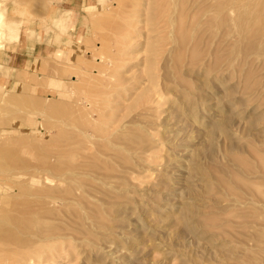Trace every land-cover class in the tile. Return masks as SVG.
<instances>
[{
  "label": "rangeland",
  "instance_id": "rangeland-1",
  "mask_svg": "<svg viewBox=\"0 0 264 264\" xmlns=\"http://www.w3.org/2000/svg\"><path fill=\"white\" fill-rule=\"evenodd\" d=\"M13 1L0 0V11L5 14L0 20V264H264V47L260 41L255 39L254 45L249 39L257 32L258 16L264 17V3L257 0L262 4L261 14L260 4L251 2L254 7L258 4L255 14L253 9L250 12L253 6L249 7V0H232L231 10L236 11H228L233 21L232 45L220 43L226 44L224 50L219 44L217 62L208 53L210 45L201 53L206 45L202 41L196 49L192 41H199L208 24L222 17L223 11H215L222 0H193V6L185 8L182 3L189 0ZM241 6L250 11L245 15ZM62 11L69 12V21L68 28L61 31L54 19ZM255 15L258 20L253 21ZM251 23L254 31L248 29ZM259 23L261 20L260 28L264 21L261 26ZM219 25L217 32L222 35L224 26ZM245 27L247 30L242 29ZM247 31L254 33L247 36ZM183 37L187 44L181 41ZM229 46L231 51L227 52ZM190 47L199 51L191 54V60L189 54L194 49ZM182 51L188 63L184 57L180 56L182 61L177 57ZM58 52L63 53L62 58ZM198 53L206 61L198 59ZM221 55L228 60L223 62ZM173 59L175 64L180 60L183 69L181 65L174 68ZM83 127H88L86 140L90 144L87 153L82 144L78 146L84 151L80 155L97 166L102 165L100 151H105L101 149L105 139L127 129L133 134L130 139L135 141V151L120 146L124 161L108 171L119 179L112 183L96 180V184L84 187V176L79 174V187L83 188L71 184L69 178L76 175L74 164L83 161V157H72V138L81 140ZM134 135L137 138L133 139ZM240 159L254 170L249 181L248 175L240 172ZM211 170H223L229 176L221 173L219 177L220 172L213 175ZM238 173L254 186L253 193H243L247 204L236 202L235 193L231 195L235 188L230 186V174ZM47 175L51 180L45 178ZM222 176L230 184L226 186L231 196L226 189L221 190L224 186L218 187ZM70 192L72 200L68 202ZM53 193L68 197L61 195L62 203L51 204L47 196ZM79 195L85 196L84 201ZM52 225L47 232L56 233L52 240L57 241L36 239L44 234L43 227ZM40 231L44 232L40 235Z\"/></svg>",
  "mask_w": 264,
  "mask_h": 264
},
{
  "label": "bare ground",
  "instance_id": "bare-ground-1",
  "mask_svg": "<svg viewBox=\"0 0 264 264\" xmlns=\"http://www.w3.org/2000/svg\"><path fill=\"white\" fill-rule=\"evenodd\" d=\"M9 1V0H8ZM16 1V0H15ZM15 1H13L14 2V4H15ZM104 1V0H103ZM103 1H101V2H103ZM158 1H160V0H158ZM186 1V0H185ZM195 1H198V0H195ZM220 0H218V2H219ZM238 1V0H237ZM250 1V3L253 1V0H249ZM257 1V0H256ZM19 2V1H18ZM20 2H21V0H20ZM24 2V1H23ZM193 2V0H191V2H190V0L189 1H187L186 3L183 1V8H185L186 6H188V5H190L191 4V6H193V4L195 3H192ZM216 2H217V0H216ZM217 2V3H218ZM239 2H242L241 4H244V2L243 1H239ZM238 2V3H239ZM261 2H263L264 3V1L263 0H261ZM17 3V2H16ZM220 4H217L216 5V7L215 8H217V10H215V11H217V12H221V11H223V13L224 14H221L222 15V17L220 18V19H215L214 21H212V22H210L207 26H208V28L207 29H205V31H203L201 34H199V33H197V34H199V36L200 37H198V39H199V41H195V42H193L191 39H188V40H191L192 41V43H193V45L192 46H195L196 47V49H197V47H198V45H200L201 44V42L202 43H204V45H206L204 48H201V46H200V48L201 49H203V50H200V52L202 53L203 51L204 52H206L207 50H208V53H209V55H212L213 57H215V61H217L218 62V58L220 57L219 55V52H220V45L222 46V44H220V43H222V42H226L227 44H228V42H230L231 41V39H232V30H231V24H232V18L230 17V14L231 13H229L228 11L230 10L231 12L233 11V12H235L236 13V11H234L235 9H233V10H231V6L233 5L232 4V0H222V1H220L219 2ZM234 3V2H233ZM247 3V5L249 4V2L247 1L246 2ZM252 3H256L255 2V0H254V2H252ZM251 3V5L249 6V7H252L253 6V8H246V6H245V8H246V12H247V10L248 11H250V12H252V9L254 10V9H256L257 8V5L258 4H260V2L258 3V1H257V5H255V7H254V5ZM120 4V3H119ZM118 4V5H119ZM160 4V3H159ZM216 4V3H215ZM240 4V5H241ZM121 5H122V3H121ZM120 5V6H121ZM239 5V6H240ZM108 6V5H107ZM181 6V5H180ZM243 6V5H242ZM241 6V7H242ZM181 7V8H182ZM207 7H209V6H207ZM212 7V6H211ZM233 7V6H232ZM244 7V6H243ZM243 7H242V10H243ZM264 7V6H263ZM259 9L260 8H262V4H260L259 5V7H258ZM257 8V9H258ZM16 9V8H15ZM160 9V8H159ZM190 10H191V8H189ZM188 9V10H189ZM241 9V8H240ZM256 9V10H257ZM264 9V8H263ZM49 10V9H48ZM71 10V9H70ZM152 10V9H151ZM181 10V9H180ZM183 10V13H184V11H185V9H182ZM212 10V9H211ZM262 9H260V10H258L259 12L261 11ZM59 11H60V9H59ZM239 11V10H238ZM244 11V10H243ZM257 11V12H258ZM264 11V10H263ZM262 11V12H263ZM245 12V11H244ZM246 12H245V15H246ZM250 12L248 13V15L250 14ZM259 12H258V15H259ZM262 12H260L261 14H262ZM187 13V12H186ZM216 13V12H215ZM215 13H213V14H215ZM253 13H255V14H257L256 13V11L254 10V12ZM252 13V14H253ZM264 13V12H263ZM59 14V13H58ZM130 14V13H129ZM195 14V13H194ZM202 14V13H201ZM217 14V13H216ZM234 14V13H233ZM252 14H250L249 16H251L252 17ZM92 15V14H91ZM182 15V14H181ZM180 15V16H181ZM217 15H219V14H217ZM217 15H215V16H217ZM220 15V16H221ZM232 15V14H231ZM238 15V14H237ZM241 15V14H240ZM244 15V14H243ZM257 15V16H258ZM93 16V15H92ZM129 16V15H128ZM192 16V15H191ZM214 15H213V17H215ZM254 16V15H253ZM256 15H255V18L253 19V21H256L255 19H257L258 20V18H256L257 17ZM262 16H264V15H262ZM130 17V16H129ZM174 17V16H173ZM196 17V16H195ZM195 17H193L192 19H195ZM211 17V16H210ZM247 18H249L248 16H246ZM245 17V18H246ZM258 17H260V19L258 20V21H256L255 23L257 24V28H256V30L254 29V25H253V23H251V24H249V28L248 29H250V30H255V31H257L256 33H254V32H251L250 31V33L251 34H249V32L247 31V36H252V33H254L253 34V37H254V39H253V37L251 38H249V39H252L253 41V44L255 43L254 42V40L256 39L257 41H260L261 42V44L263 45V47H264V23L262 24V22L264 21L263 19H264V17H262L261 18V16H258ZM4 18H5V14L3 13V12H1L0 11V20H4ZM179 18V17H178ZM180 19V18H179ZM184 19V18H183ZM208 19H210V18H208ZM237 19V18H236ZM45 20V19H44ZM55 21H54V25L59 29V30H65L66 28H68V21H69V12H61L58 16L56 15V17H55V19H54ZM261 20V24L263 25V26H261V24H260V28L258 27V22ZM263 20V21H262ZM23 21V20H22ZM179 21V20H178ZM192 21V20H191ZM194 21V20H193ZM193 21H192V23H193ZM232 21V22H231ZM241 21V20H240ZM125 22V21H124ZM185 22V21H184ZM195 22V21H194ZM197 22V21H196ZM207 22V21H206ZM209 22V21H208ZM207 22V23H208ZM17 23V22H16ZM71 23V22H70ZM154 23V22H153ZM172 23V22H171ZM170 23V24H171ZM191 23V24H192ZM204 23V22H203ZM202 23V24H203ZM220 23H222V25L224 26V28H223V30H222V35L219 33V32H217L221 27V25H219ZM231 23V24H230ZM249 23H250V19H249ZM254 23V24H255ZM1 24H3V23H1ZM0 24V25H1ZM11 24V23H10ZM15 24V23H14ZM242 24H243V21H242ZM255 24V25H256ZM16 25V24H15ZM196 25V24H195ZM17 26V25H16ZM150 26V25H149ZM181 26V25H180ZM206 26V25H205ZM204 26V27H205ZM206 26V27H207ZM242 26H245V24L244 25H242ZM172 27V26H171ZM195 27V26H194ZM203 27V26H202ZM246 27H248V26H246ZM246 27L245 28H242V29H245V30H247L246 29ZM253 29H252V28ZM256 27V26H255ZM191 28V27H190ZM197 27H195V29H196ZM259 28V29H258ZM184 29V28H183ZM234 29V28H233ZM258 29V30H257ZM189 30V29H188ZM244 30V31H245ZM179 31H180V29H179ZM178 31V32H179ZM243 31V32H244ZM44 33V32H43ZM191 33V32H190ZM181 34V33H180ZM249 34V35H248ZM121 35V34H120ZM188 35V34H187ZM244 35H245V32H244ZM174 36V35H173ZM181 36V35H180ZM184 36L186 37V33L184 34ZM246 36V37H247ZM189 37V36H188ZM235 37H237V36H235ZM242 37V36H241ZM244 37V36H243ZM256 37V38H255ZM18 38V37H17ZM195 38H197L196 37V34H195ZM161 40V39H160ZM186 40V38H184L183 37V40H181L182 42H185V44H187L186 42H188V41H185ZM196 40V39H195ZM243 40V39H242ZM68 41H69V39H68ZM191 41H190V44H191ZM256 41V42H257ZM198 42V44H195V43H197ZM205 42H206V44H205ZM242 42V41H241ZM247 42H249V41H247ZM252 42H251V44H252ZM65 43V42H64ZM181 43V42H180ZM240 43V42H239ZM244 43H245V41H244ZM190 44L188 43V45L190 46ZM220 44V45H219ZM229 44H231L232 45V43L230 42ZM256 44V43H255ZM254 44V45H255ZM261 44L259 43V45H258V43H257V45H258V47L259 46H261ZM207 45H210V47L206 50V47H207ZM219 45V46H218ZM234 45V44H233ZM180 46H181V44H180ZM189 46H186V47H189ZM223 46H224V48H223ZM222 46V49H224L225 50V47H226V44L225 45H223ZM252 47H254L253 45H251ZM124 47V46H123ZM182 47V46H181ZM258 47H256V48H258ZM191 49H194V47H190ZM199 48V49H200ZM231 48H232V46H231ZM181 49V48H180ZM191 49L189 50V52L191 51ZM222 49H221V51H222ZM253 49H255V48H253ZM263 49V48H262ZM177 50V49H176ZM183 50V49H182ZM187 50V49H186ZM188 50H187V52H188ZM206 50V51H205ZM227 52L230 50L231 51V49H230V46L229 47H227ZM178 51V50H177ZM195 51H197V50H192V53H188L190 56H191V58H190V60L192 59V56L193 55H191V54H193V53H196ZM261 51V50H260ZM197 52H199V51H197ZM264 52V51H263ZM183 53V54H182ZM121 54V53H120ZM178 54V53H177ZM181 54V55H180ZM177 57H179V59L182 61V59H183V57H184V60H186L187 58H185V55H184V51H182L181 53H180ZM205 54V53H204ZM221 54H224L223 53V51L221 52ZM228 54H230V53H228ZM103 55V54H102ZM195 55H197V58L199 57L200 59H202V61H206L204 58V56H202V57H204V58H201V56H199V53L198 54H195ZM207 55V54H206ZM57 56L58 57H60V58H62L63 57V53H61L60 54V52H58L57 53ZM93 56V55H92ZM166 56V55H165ZM180 56H182L181 58H180ZM187 56V55H186ZM208 56V55H207ZM206 56V57H207ZM219 56V57H218ZM222 56V58H223V55H221ZM248 56V55H247ZM118 57V56H117ZM173 57H175V56H173ZM230 57V56H229ZM228 56L226 57V58H229ZM44 58V57H43ZM196 58V57H195ZM198 58V59H199ZM222 58H220V60H219V62H221V59ZM225 58V57H224ZM222 59L223 60V62H224V60L225 59ZM97 59V58H96ZM113 59V58H112ZM175 59H177V58H175ZM189 59V58H188ZM186 60V62L187 61H189V60ZM196 60V61H198L199 62V60ZM204 59V60H203ZM213 59V58H212ZM103 60V59H102ZM109 60V59H108ZM179 60V61H180ZM195 60V59H194ZM207 60H208V57H207ZM226 60H228V59H226ZM225 60V61H226ZM230 60V59H229ZM173 61H175L174 59L172 60V62ZM178 61V62H179ZM254 61V60H253ZM45 62V61H44ZM105 62V61H104ZM103 62V63H104ZM107 62V61H106ZM116 62V61H115ZM178 62H177V60H176V64H175V62H173L174 64L173 65H176V67L175 66H173L174 68H179L180 67V65L182 64V63H180L179 65H178ZM185 62V61H184ZM192 62V61H191ZM191 62H189V66H190V64H191ZM208 62V61H207ZM231 62V61H230ZM252 62V61H251ZM47 63V62H46ZM101 63V62H100ZM110 64H112L113 65V60H111L110 59V62H109ZM188 63V62H187ZM211 63H212V60H211ZM226 63V62H225ZM253 63V62H252ZM47 64H49V63H47ZM81 64V63H80ZM116 64V63H115ZM169 64V63H168ZM197 64V63H196ZM199 64H201V63H198L197 65H199ZM45 65V64H44ZM58 65V64H57ZM182 65H184V64H182ZM182 65H181V69H183V67H182ZM202 65V64H201ZM212 65H213V68H214V61H213V63H212ZM211 65V66H212ZM227 65H229V67H230V65H231V63H229V64H227ZM243 65V64H242ZM263 65V64H262ZM48 66V65H47ZM51 66V65H50ZM65 66V65H64ZM107 66V65H106ZM116 66V65H115ZM185 66H187V65H185ZM204 66V65H203ZM218 66H219V64H218ZM232 66V65H231ZM239 66V65H238ZM244 66V65H243ZM114 67V66H113ZM194 67V66H193ZM192 67V68H193ZM224 67V66H223ZM226 67V66H225ZM228 67V66H227ZM262 67V66H261ZM108 68V67H107ZM184 68H186V67H184ZM195 68V67H194ZM212 68V67H211ZM216 68V67H215ZM220 68V67H219ZM240 68H242V67H240ZM249 68V67H248ZM170 69H173V68H170ZM181 69H180V72H181ZM198 69V68H197ZM221 69H222V67H221ZM227 69V68H226ZM225 69V70H226ZM246 69V68H245ZM244 69V70H245ZM51 70H53V69H51ZM107 70V69H106ZM105 70V71H106ZM113 70V69H112ZM111 70V71H112ZM169 70V69H168ZM177 70H179V69H177ZM177 70H176V72H177ZM188 70V69H187ZM215 70V69H214ZM217 70V69H216ZM224 70V69H223ZM228 70V69H227ZM226 70V71H227ZM229 70H230V68H229ZM247 70H249V69H247ZM46 71V70H45ZM54 71V70H53ZM52 71V72H53ZM110 71V70H109ZM183 71V70H182ZM194 71V69H192V72ZM207 71V70H206ZM212 71V73H213V70H211ZM256 71V70H255ZM259 71H260V69H259ZM51 72V71H50ZM113 72V71H112ZM170 72V71H169ZM187 72H189V71H187ZM217 72V71H216ZM219 72V71H218ZM258 72V71H257ZM54 73V72H53ZM107 73V72H106ZM177 73H179V71L177 72ZM182 73V72H181ZM181 73H179V75L181 76L182 74ZM211 73V72H210ZM248 73V72H247ZM246 73V75H248ZM28 74V73H27ZM57 74H59L58 72H57ZM56 73H54V75H57ZM114 74V73H113ZM174 74H176V73H174ZM208 74V73H207ZM214 74V73H213ZM217 74V73H216ZM254 74H256V73H254ZM104 75V74H103ZM177 75V74H176ZM210 75V74H209ZM231 75V74H230ZM245 75V76H246ZM57 76H60V74L59 75H57ZM76 76V75H75ZM98 76V75H97ZM96 76V77H97ZM167 76V75H166ZM178 76V75H177ZM176 76V77H177ZM179 76V78H181L182 79V76L180 77ZM245 76H244V79H245V81H247V79H248V76H246L247 77V79L245 78ZM28 77V76H27ZM107 77V76H106ZM110 77H112V75L111 74H109V78ZM213 77V76H212ZM250 77V76H249ZM169 78V77H168ZM178 77L177 78H175L176 80L177 79H179ZM95 79V78H94ZM112 79V78H111ZM170 80V79H169ZM180 80V79H179ZM183 80V79H182ZM182 80H180V81H182ZM80 81V80H79ZM208 81V80H207ZM169 82V81H168ZM212 82V81H211ZM215 82V81H214ZM82 83V82H81ZM181 83H183V82H181ZM186 82L184 81V83L183 84H185ZM190 83V82H189ZM188 83V84H189ZM205 83V82H204ZM244 82H242V84H243ZM85 84V83H84ZM178 84V83H177ZM187 84V85H188ZM194 84V83H193ZM201 84H203V83H201ZM215 84V83H214ZM178 85H180V84H178ZM182 85V84H181ZM190 85V84H189ZM196 85V84H195ZM198 85V84H197ZM184 86V85H183ZM189 87V86H188ZM164 88V87H163ZM162 88V89H163ZM166 88V87H165ZM185 88H186V86H185ZM169 89V88H168ZM167 89V90H168ZM174 89V88H173ZM177 89V88H176ZM184 89V88H183ZM182 89V90H183ZM171 91L173 92L174 90H172L171 89ZM146 92V91H145ZM148 93H150L151 94V92H148ZM174 93V92H173ZM209 93V92H208ZM166 94V93H165ZM164 94V95H165ZM181 94V93H180ZM196 94V93H195ZM88 95V94H87ZM156 94H154V96H155ZM159 95V94H158ZM163 95V96H164ZM76 96V95H75ZM95 96V95H94ZM92 98H93V96H91ZM140 97V96H139ZM144 97V96H143ZM167 97V96H166ZM192 97V96H191ZM89 98V97H88ZM92 98H89V99H92ZM145 98V97H144ZM141 99V98H140ZM146 99V98H145ZM149 99V98H148ZM97 100V99H96ZM147 100V99H146ZM190 100V99H189ZM192 100V99H191ZM98 101V100H97ZM193 101V100H192ZM191 101V102H192ZM211 101V100H210ZM82 102V101H81ZM84 102V101H83ZM99 102V101H98ZM144 102V101H143ZM87 103V102H86ZM185 103V102H184ZM52 104V103H51ZM83 104V103H82ZM197 104V103H196ZM201 104V103H200ZM47 105V104H46ZM89 105V104H88ZM141 105V104H140ZM76 106H78V105H76ZM95 106V105H94ZM98 106V105H97ZM101 106V105H100ZM193 107H194V105H192ZM54 107V106H53ZM90 107V106H89ZM88 107V108H89ZM91 107H93V106H91ZM91 107H90V109H91ZM196 107V106H195ZM200 107V106H199ZM72 108V107H71ZM85 108H86V106H85ZM191 108V107H190ZM94 109V108H93ZM99 109V108H98ZM154 109V108H153ZM200 109H202V108H200ZM43 110V109H42ZM52 110V109H51ZM58 110V109H57ZM81 110V109H80ZM92 110V109H91ZM103 110V109H102ZM193 109H191V111H192ZM197 110V109H196ZM54 111V110H53ZM145 111V110H144ZM209 111V110H208ZM56 112V111H55ZM77 112V111H76ZM96 112V111H95ZM99 112H101V111H99ZM141 112V111H140ZM81 113V112H80ZM138 113V112H137ZM195 113V112H194ZM36 114V113H35ZM47 114V113H46ZM84 114V113H83ZM92 113H90V115H91ZM59 115V114H58ZM95 115V114H94ZM140 115V114H139ZM195 115V114H194ZM85 117V116H84ZM134 117V116H133ZM136 117H138L139 118V116H135V118ZM85 119V118H84ZM134 119V118H133ZM137 119V118H136ZM29 120V119H28ZM27 120V121H28ZM66 120V119H65ZM86 120V122H87V119H85ZM84 120V121H85ZM89 120V119H88ZM26 121V120H25ZM26 121V122H27ZM30 121H32L31 119H30ZM43 121V120H42ZM59 121V120H58ZM92 121V120H91ZM94 121V120H93ZM81 122H83V120L81 121ZM86 122H84V123H86ZM90 121H88L87 123H89ZM97 122V121H96ZM134 122V121H133ZM29 123V122H28ZM84 123H80L81 125H83ZM86 123V124H87ZM92 122H90L89 124H91ZM100 123V122H99ZM210 123H211V121H210ZM79 124V125H80ZM96 124H98V123H96ZM101 124V123H100ZM99 124V125H100ZM30 125V124H29ZM63 125V124H62ZM92 125H93V123H92ZM94 125H95V121H94ZM83 126H85V125H83ZM97 126V125H96ZM95 126V127H96ZM136 126V125H135ZM33 127V126H32ZM79 127H81V126H79ZM93 127V126H92ZM123 127V126H122ZM169 127H170V125H169ZM90 128V127H89ZM131 128V127H130ZM135 128V127H134ZM43 129V128H42ZM149 129H150V127H149ZM170 129V128H169ZM172 129V128H171ZM46 130V129H45ZM78 130H79V128H78ZM97 130H99V126L97 127ZM96 130V128H94V130L93 131H97ZM125 130V129H124ZM124 130H122V131H124ZM167 130V129H166ZM173 130V129H172ZM172 130H171V132H172ZM50 131V130H49ZM82 132H83V138L80 140L79 138H75V137H73L72 138V140H74V143H73V148H75V151H73V153H72V157H74V159H77L78 158V156H80L81 158H82V160L81 159H79V160H81L80 162V164H78V163H76V161H75V163H76V165L74 164V166H73V168H72V171L76 174L75 176H72V177H70L69 178V180L71 181V184H74V185H77L78 187H75L76 189H81V188H83V187H79V180L77 179L78 178V176H79V174L80 175H83L84 176V178H85V176H90V177H92V179L90 178V180L88 181V179L89 178H80V179H82L83 181H81L82 183H84V184H86V185H84V187H86V186H92V184L91 183H94L96 180H103V181H105L106 183H108V182H114V180H116V179H119V177L117 176V175H114V174H112V173H109L108 171L109 170H115L117 167H119V165H121L120 164V161H124L123 159V155L125 154H123V152H124V149H122V148H120V146H122L123 147V145H127V150L128 151H130V150H133V151H135V149L137 148L136 147V144H135V141H132L131 139H130V136H132L133 134H130V133H128L129 131H128V129H127V131H125V132H121V133H115V134H113V137H109L108 139H105L104 141H103V146H101V149H105V151H100L101 152V154H102V157H103V160L101 159V161H102V165L101 166H97V165H95V164H93L94 163V161H93V163H91V161H89V157H85L84 155H80V151H83V150H87L88 149V146H89V144H90V142L89 143H87V140H86V138H87V136H88V127L86 128V129H84V127H83V129L81 130ZM134 131V130H133ZM169 131L170 130H168V133H167V131H166V133H167V135L166 136H169L168 134H169ZM36 132V131H35ZM78 132V131H77ZM180 132V131H179ZM212 132V131H211ZM34 133V132H33ZM92 133V132H91ZM134 133V132H133ZM173 133H175V132H173ZM214 133V132H213ZM54 134V133H53ZM79 134V133H78ZM103 134V133H102ZM140 134V133H139ZM177 133H175V135H176ZM81 135V134H80ZM174 135V134H173ZM91 136V135H90ZM89 136V137H90ZM110 136V135H109ZM136 136H138V135H136ZM135 135L133 136V139H135L134 137H136ZM140 136V135H139ZM142 136V135H141ZM22 137V136H21ZM92 137V136H91ZM94 137V136H93ZM92 137V138H93ZM173 136H170V138H172ZM41 138H43V137H41ZM137 138V137H136ZM143 138V137H142ZM166 138V137H165ZM169 138V137H168ZM169 138V139H170ZM177 138V137H176ZM15 139V138H14ZM21 139V138H20ZM140 139H141V137H140ZM147 139V138H146ZM149 139H151V138H149ZM168 139V140H169ZM23 140V139H22ZM24 140H26V139H24ZM84 140V141H83ZM90 140V139H89ZM137 140V139H136ZM167 140V141H168ZM30 141V140H29ZM93 141V140H92ZM140 141V140H139ZM146 141V140H145ZM25 142V141H24ZM131 142V143H130ZM169 142H170V140H169ZM172 142V141H171ZM140 143H142V140H141V142ZM152 143V142H151ZM80 144H82L83 146H82V149L83 150H81L78 146L80 145ZM88 144V145H87ZM57 145V144H56ZM91 145H92V143H91ZM94 145V144H93ZM37 146V145H36ZM49 146V145H48ZM47 146V147H48ZM124 148V147H123ZM173 148V147H172ZM53 149V148H52ZM55 149V148H54ZM54 149H53V151H54ZM57 149V148H56ZM91 149V148H90ZM58 150V149H57ZM61 150V149H60ZM63 150V149H62ZM66 150V149H65ZM169 150V149H168ZM89 150H87V151H85L86 153L88 152ZM36 152V151H35ZM55 152V151H54ZM58 152V151H57ZM60 153H61V151H59ZM84 152V151H83ZM32 153V152H31ZM59 153V154H60ZM139 153V152H138ZM55 154V153H54ZM57 154V153H56ZM83 154H85V153H83ZM95 154H98V153H95ZM94 154V155H95ZM22 155H23V153H22ZM35 155V154H34ZM61 155V154H60ZM63 155V154H62ZM174 155V154H173ZM70 156V155H69ZM90 156V155H89ZM99 156V155H98ZM118 156V157H117ZM167 156V155H166ZM59 157V156H58ZM171 157V156H170ZM32 158V157H31ZM98 158V157H97ZM46 159V158H45ZM168 159V158H167ZM232 160V159H231ZM50 161V160H49ZM74 161V160H73ZM171 161L172 160H170L169 159V162L171 163ZM176 161V160H175ZM178 161V160H177ZM238 161V165H240V167H241V169H242V171H240V172H243L242 174H245V175H248L247 176V180L249 181V177H250V175H252V173H253V171L254 170H252L251 168H250V165L248 164V163H246L245 161H243L242 159H240V160H237ZM263 161V160H262ZM46 162V161H45ZM44 162V163H45ZM68 162V161H67ZM95 162H98L97 160L95 161ZM125 162L126 163H128L127 162V160H125ZM173 162V161H172ZM178 162H181V161H178ZM178 162H176V163H178ZM71 162H69V165H71L70 164ZM101 163V162H100ZM174 163V162H173ZM172 163V164H173ZM263 163H264V161H263ZM48 164V163H47ZM62 164H63V162H62ZM168 164V163H167ZM233 164V163H232ZM60 165H61V163H60ZM235 165V164H234ZM45 166V165H44ZM48 166H49V164H48ZM53 166H54V164H53ZM227 166H229V165H227ZM46 167H47V165H46ZM130 167V166H129ZM259 167H261L262 168V166L260 165ZM263 167H264V164H263ZM48 168V167H47ZM60 168H61V166H60ZM69 168V167H68ZM212 168V167H211ZM210 168V169H211ZM215 168V167H214ZM49 169H52V168H49ZM59 169V168H58ZM64 169V168H63ZM209 169V170H210ZM213 169V168H212ZM221 169V168H220ZM232 169L233 168H231V170L230 171H232ZM240 169V170H241ZM12 170V169H11ZM83 170V171H82ZM98 170V171H97ZM100 170H102V171H106V173L105 174H100L99 175V173H101V172H99ZM208 170V171H209ZM236 170V168H234V170L233 171H235ZM36 171V170H35ZM49 171V170H48ZM82 171V172H81ZM207 171V169H206V172H208ZM213 171V172H212ZM215 171V172H214ZM221 171H223V170H221ZM221 171H216V170H211V172L213 173V175L214 174H217V172H220V175H219V177L221 176V173L223 174V175H226L227 173H223L224 171H225V166H224V171L223 172H221ZM263 171H264V169H263ZM8 172V171H7ZM99 172V173H98ZM205 172V171H204ZM205 172V173H206ZM35 173V172H34ZM39 173V172H38ZM204 173V174H205ZM235 173H236V171H235ZM207 174H209L210 175V173H207ZM7 175H8V173H7ZM37 175V174H36ZM63 175V174H62ZM193 175H195V174H193ZM240 173H238V175H232V174H230V180L232 181V183L233 184H229V182H228V180L226 181V179L227 178H224L223 176V178L222 179H220V181H219V186L218 187H221L220 185H222V186H224V187H221V190H222V188L225 190H227V194L229 193V192H231L230 191V189H229V192H228V188H229V185L232 187V186H234L233 188H235V191L233 190V188H231V190H233L231 193V195H233L234 193H235V195H233L234 196V200L237 202H239V203H246V201H245V197H247L245 194H243V193H253V184H252V186H251V184H248V183H246V181L244 180V179H242V178H245V176L244 175H240ZM226 176H229V175H226ZM242 176V177H241ZM41 177V176H40ZM211 177V176H210ZM218 177V178H219ZM47 180H51V178H50V176L49 175H47L46 177H45ZM216 178V177H215ZM229 178V177H228ZM241 178V179H240ZM8 179V178H7ZM254 179V178H253ZM122 180H123V178H122ZM212 180V179H211ZM209 181H210V179H209ZM247 181V182H248ZM251 181V180H250ZM62 182L64 183V182H66V179H63L62 180ZM97 182V181H96ZM96 182H95V184H96ZM207 182H208V180H207ZM216 182V181H215ZM252 182V181H251ZM22 183V182H21ZM53 184H54V182H53ZM64 184H66V183H64ZM215 184V183H214ZM55 185V184H54ZM99 185V184H98ZM216 185V184H215ZM228 186V188H227V186ZM255 185V184H254ZM101 186V185H100ZM99 186V187H100ZM16 187V186H15ZM63 187V186H62ZM69 187V186H68ZM206 187V186H205ZM11 188H14V187H11ZM17 188V187H16ZM75 188H73L74 190H75ZM88 188V187H87ZM86 188V189H87ZM101 188V187H100ZM99 188V189H100ZM104 188V187H103ZM214 188H215V186H214ZM15 189V188H14ZM38 189V188H37ZM132 189V188H131ZM220 189V188H219ZM129 190V189H128ZM206 190V188L204 189V191ZM236 190H237V193H236ZM255 190H256V187H255ZM254 190V191H255ZM262 190V189H261ZM72 191V190H71ZM81 191V190H80ZM130 191V190H129ZM263 191V190H262ZM260 192V193H263V192ZM82 192V191H81ZM88 192V191H87ZM86 192V193H87ZM104 192H106L105 190H104ZM56 193V192H55ZM55 193H53V195L51 194V195H49V196H47V199H48V201L51 203V204H56V203H62L63 202V200H64V198H62V197H66L65 195L63 196V194H61L62 195V197H61V195H55ZM83 193V192H82ZM89 193V192H88ZM217 193V192H216ZM256 193V192H255ZM14 194V193H13ZM21 194V193H20ZM24 194V193H23ZM57 194V193H56ZM80 194V193H79ZM95 194V193H94ZM206 194H208V193H206ZM12 195V194H11ZM19 195V194H18ZM27 195V194H26ZM71 192L69 193V199L67 200L68 202H70L71 200H72V198H71ZM73 195H75V194H73ZM77 195V194H76ZM85 195V194H84ZM103 195V194H102ZM201 195V194H200ZM204 195V194H203ZM211 195V194H210ZM229 195V194H228ZM231 195H229V196H231ZM245 195V196H244ZM80 197H82V200L83 199H85V196L83 197L82 195H79ZM131 196V195H130ZM252 196H256V195H253L252 194ZM258 196V195H257ZM15 197V196H14ZM67 197H68V195H67ZM66 197V198H67ZM210 197V196H209ZM31 198V197H30ZM74 199H75V197H73ZM208 198V197H207ZM254 199H255V197H253ZM259 198V197H258ZM257 198V199H258ZM263 198V197H262ZM66 200V199H65ZM70 200V201H69ZM76 200V199H75ZM87 200V199H86ZM111 200V199H110ZM115 200H116V198H115ZM244 200V201H243ZM246 200H247V198H246ZM84 201V200H83ZM230 201V200H229ZM257 201V200H256ZM261 201V200H260ZM66 202V201H65ZM88 202V201H87ZM264 202V201H263ZM262 202V203H263ZM33 203V202H32ZM45 203V202H44ZM67 203V202H66ZM72 203V202H71ZM123 203V202H122ZM244 203V204H245ZM121 204V203H120ZM241 204V205H242ZM247 204V203H246ZM60 205V204H59ZM58 205V206H59ZM64 205H65V203H64ZM62 206V205H61ZM76 206V205H75ZM112 206V205H111ZM121 206V205H120ZM245 206H247V205H245ZM47 207V206H46ZM64 207V206H63ZM69 207V206H68ZM67 207V208H68ZM86 207V206H85ZM262 207V206H261ZM52 208H54V207H52ZM255 208V207H254ZM72 209H73V207H72ZM116 209V208H115ZM226 209V208H225ZM239 210V209H238ZM65 211V210H64ZM99 211V210H98ZM110 211V210H109ZM263 211V210H262ZM66 213H67V211H65ZM242 212V211H241ZM251 212V211H250ZM255 212V211H254ZM32 213V212H31ZM90 213H91V211H90ZM243 213H245V212H243ZM259 213V212H258ZM56 214V213H55ZM80 214V213H79ZM121 214V213H120ZM196 214V213H195ZM261 214H262V212H261ZM30 215V212H29V214H28V216ZM33 215V214H32ZM68 215V214H67ZM256 215V214H255ZM25 216V215H24ZM40 216V215H39ZM44 216V215H43ZM93 216V215H92ZM257 216V215H256ZM263 216V215H262ZM36 216H34V218H35ZM42 217V216H41ZM48 217H50V216H48ZM73 217V216H72ZM26 218H27V216L24 218L25 220H26ZM38 218V217H37ZM57 218V217H56ZM232 218V217H231ZM259 218H260V216H259ZM39 219V218H38ZM65 218H63L62 220H64ZM70 219V218H69ZM91 219V218H90ZM102 219V218H101ZM238 220L240 219V218H237ZM243 219V218H242ZM27 221V223L28 224H30V222H28V220H26ZM30 221H31V219H30ZM37 221V220H36ZM39 221H40V219H39ZM97 221V220H96ZM249 221V220H248ZM79 222H81V221H79ZM103 222V221H102ZM101 222V223H102ZM116 222V221H115ZM245 222H246V220H245ZM52 223V222H51ZM69 223V222H68ZM77 223V222H76ZM106 223V222H105ZM213 223V222H212ZM215 223V222H214ZM213 223V224H214ZM217 223V222H216ZM239 222L237 221V224H238ZM36 224H37V222H36ZM42 223H39V225H41ZM107 224H108V222H107ZM106 224V225H107ZM111 224V223H110ZM240 224V223H239ZM242 224V223H241ZM25 225V224H24ZM38 225V226H39ZM45 225V224H44ZM70 225V224H69ZM73 225V224H72ZM95 225V224H94ZM229 225V224H228ZM249 225V224H248ZM260 225V224H259ZM30 226V225H29ZM32 226H35V225H32ZM46 226V225H45ZM60 226V225H59ZM71 226V225H70ZM75 226V225H74ZM82 226V225H81ZM213 226V225H212ZM240 226V225H239ZM40 227H42V226H40ZM55 227V226H54ZM72 227V226H71ZM94 227V226H93ZM108 227H109V225H108ZM15 228V227H14ZM28 228H30V227H28ZM45 228L47 229V230H45ZM51 228H53V225L51 226V227H43L42 228V230H44V231H42V232H44V234L43 235H41V231L39 232L40 233V235H41V237H42V239H41V237L38 235V238H36V239H39L40 241H44L46 238L48 239L47 240V242H49V239H53V237L55 236H57L56 235V233H48L47 231H49ZM58 228V227H57ZM60 228V227H59ZM75 228V227H74ZM111 228V227H110ZM109 228V229H110ZM249 228V227H248ZM252 227H250V229H251ZM31 229H33V228H31ZM61 229V228H60ZM250 229H248V230H250ZM23 230V229H22ZM25 230V229H24ZM34 230V229H33ZM54 230V229H53ZM53 230H52V232H53ZM59 230V229H58ZM87 230V229H86ZM30 231H32V230H30ZM55 231V230H54ZM69 231H71V230H69ZM189 231H190V229H189ZM241 231V230H240ZM246 231H247V229H246ZM56 232H57V230H56ZM111 232V231H110ZM109 232V233H110ZM195 232V231H194ZM23 233V232H22ZM35 233H37L38 234V232H36L35 231ZM57 233H59V232H57ZM257 233V232H256ZM260 233H262V232H260ZM28 234H30V232H28ZM32 234H34V232H32ZM37 234L35 235L34 234V236H36L37 237ZM60 234V233H59ZM71 234H73V232L71 233ZM195 234V233H194ZM247 234V233H246ZM253 234V233H252ZM128 235V234H127ZM260 235V234H259ZM27 236V235H26ZM244 236H246L245 234H244ZM25 237V236H24ZM32 237V236H31ZM30 237V238H31ZM68 237V236H67ZM257 237V236H256ZM43 238H44V240H43ZM97 238H98V236H97ZM25 239V241H26V238H24ZM28 240H29V237L27 238ZM35 239V238H34ZM57 239V238H56ZM55 239V240H56ZM68 239V238H67ZM243 239V238H242ZM32 240H33V238H32ZM38 240V241H39ZM50 240V241H51ZM55 240L53 241V242H55ZM58 240V239H57ZM56 240V241H57ZM24 241V242H25ZM29 241H31V239L29 240ZM36 241V240H35ZM38 241H36V242H38ZM39 241V242H40ZM241 241V240H240ZM32 242V241H31ZM35 242V243H36ZM68 242V241H67ZM71 242V241H70ZM78 242V241H77ZM244 242V241H243ZM16 243V242H15ZM20 242H18V244H19ZM23 243V242H22ZM25 243H27V242H25ZM34 243V244H35ZM50 243V242H49ZM52 243V242H51ZM69 243V242H68ZM81 243V242H80ZM236 243V242H235ZM17 244V243H16ZM21 244V243H20ZM42 244H44V243H42L41 242V245L39 246L40 248H41V246H42ZM46 244H48V243H46ZM55 244V243H54ZM103 244V243H102ZM13 245V244H12ZM33 245V242H32V244H31V246ZM36 245H37V243H36ZM101 245V244H100ZM10 247V246H9ZM13 247V246H12ZM19 247V246H18ZM103 247V246H102ZM16 248H17V246H16ZM29 248V247H28ZM30 248H32V249H34L33 247H30ZM35 248H36V246H35ZM44 248V247H43ZM39 248H37V250H38ZM7 250V249H6ZM11 250H13V249H10V251ZM17 250H19V249H17ZM102 250V249H101ZM9 251V250H8ZM25 251V250H24ZM35 251H36V249H35ZM20 252V251H19ZM32 252H33V250H32ZM11 253H12V255H13V251H11ZM25 253H26V251H25ZM247 253V252H246ZM5 254V253H4ZM8 254V253H7ZM21 254H22V250H21ZM21 254H18L19 256L21 255ZM16 255V257L15 258H17V254H15ZM27 255V254H26ZM30 255V254H29ZM29 255H27L28 257H29ZM31 255H33V254H31ZM54 255V254H53ZM118 255V254H117ZM247 255V254H246ZM250 255V254H249ZM249 255H247V256H249ZM8 257H10L11 258V256H9V255H7ZM22 256V255H21ZM5 257V256H4ZM8 257H5V258H8ZM12 257H14V256H12ZM251 257V256H250ZM2 258V257H1ZM10 258H8L9 259V261H11V259ZM14 258V259H15ZM20 258V257H19ZM25 258H27L26 256H25ZM28 260H27V263H28V261H29V258H27ZM54 259V258H53ZM248 259V258H247ZM254 259H255V257H254ZM7 260V259H6ZM20 260H21V258H20ZM244 260H246V259H244ZM16 261V260H15ZM14 261V262H15ZM240 261V260H239ZM3 262V261H2ZM6 263H7V261H5ZM21 262V261H20ZM36 262V261H35ZM244 262H246V261H244ZM248 262V261H247ZM256 262H258V261H256ZM12 263V262H11ZM22 263V262H21ZM242 263V262H241ZM37 264H39V263H37ZM235 264V263H234ZM243 264V263H242ZM252 264V263H251ZM260 264H261V262H260Z\"/></svg>",
  "mask_w": 264,
  "mask_h": 264
}]
</instances>
